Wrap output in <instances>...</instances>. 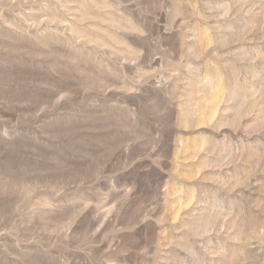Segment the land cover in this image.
<instances>
[{"label": "rangeland", "instance_id": "rangeland-1", "mask_svg": "<svg viewBox=\"0 0 264 264\" xmlns=\"http://www.w3.org/2000/svg\"><path fill=\"white\" fill-rule=\"evenodd\" d=\"M0 264H264V0H0Z\"/></svg>", "mask_w": 264, "mask_h": 264}]
</instances>
